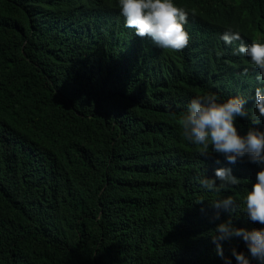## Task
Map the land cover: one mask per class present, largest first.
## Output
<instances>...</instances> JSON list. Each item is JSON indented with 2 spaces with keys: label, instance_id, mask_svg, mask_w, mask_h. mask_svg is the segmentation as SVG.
<instances>
[{
  "label": "trees",
  "instance_id": "1",
  "mask_svg": "<svg viewBox=\"0 0 264 264\" xmlns=\"http://www.w3.org/2000/svg\"><path fill=\"white\" fill-rule=\"evenodd\" d=\"M174 3L190 36L178 52L126 28L118 0H0V264H237L232 249L247 253L234 237L221 257L212 237L229 218L264 227L244 213L262 166L201 156L179 121L197 96L239 95V134L264 131L259 70L221 39L231 29L264 43V0ZM221 167L240 183L204 188ZM228 196L231 213L212 206Z\"/></svg>",
  "mask_w": 264,
  "mask_h": 264
},
{
  "label": "clouds",
  "instance_id": "2",
  "mask_svg": "<svg viewBox=\"0 0 264 264\" xmlns=\"http://www.w3.org/2000/svg\"><path fill=\"white\" fill-rule=\"evenodd\" d=\"M118 3L120 13L125 18V27L134 29L135 35L140 38H150V47L178 52L188 46L190 36L185 30L188 13L177 6L174 0H118ZM221 39L229 45L240 42L233 54L250 57L259 70L256 80L264 84V43L253 41L245 44L240 33L231 29L225 31ZM247 103V99L239 95L222 103L218 102L214 94L197 96L191 100L179 123L184 136L205 149L200 153L201 156L210 157L215 153L222 155L231 164L246 161L262 166L256 174V182L244 198V213L251 222L264 225V131L252 127L241 135L236 127L237 118L248 117ZM255 108L259 116L264 118V87L255 89ZM216 180L220 181L219 185ZM200 183L208 190L219 192L226 186L238 185L240 180L232 174L231 168L221 167L215 169L214 178L206 177ZM212 206L231 213L235 201L232 196H228L217 200ZM216 218H219V212L216 213ZM214 231L213 242L221 257V241L241 237L246 244L247 253L232 249L237 264H251L253 260L264 264V227L251 230L236 228L229 218L219 223ZM224 259L226 264H231L227 257Z\"/></svg>",
  "mask_w": 264,
  "mask_h": 264
}]
</instances>
